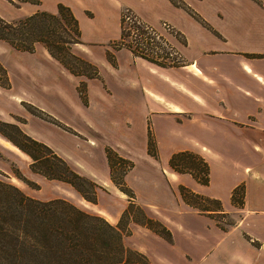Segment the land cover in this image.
I'll return each instance as SVG.
<instances>
[{
	"label": "crops",
	"instance_id": "1",
	"mask_svg": "<svg viewBox=\"0 0 264 264\" xmlns=\"http://www.w3.org/2000/svg\"><path fill=\"white\" fill-rule=\"evenodd\" d=\"M60 2L72 8L82 26L74 52L97 65L99 74L73 73L38 42L34 51L21 50L29 66H21L16 85L10 71L11 85L0 84V119L54 146L76 171L97 182V199L89 200L71 183L24 166L21 152L1 140L0 170L12 179V164L17 163L38 185L18 176L24 187L17 185L26 193L41 199L67 197L113 224L135 202L142 217L170 231L166 236L130 217L124 242L143 252L150 264H264V0H41L37 6L31 1L24 5L30 13L56 12ZM124 7L156 26L171 22L179 34L170 37L183 61L161 64L120 45ZM83 22L92 23L93 29L86 31ZM9 47L14 49L0 40V49ZM0 61L6 64L2 57ZM53 73L73 82L77 100L58 84L50 90L52 96L55 91L52 104L87 109L81 116L86 132L72 127L80 134H56L63 147L37 134L35 123L41 116L30 109L34 105L58 120L33 93L42 85L40 77ZM53 131L72 133L59 125ZM150 135L155 153L149 151ZM108 146L133 162L125 180L134 196L112 178ZM180 150H193L208 161L207 183L170 164ZM50 181L58 182L65 193L53 189L44 195L43 184L52 185ZM182 186L210 198L204 201L219 200L220 206L202 209L190 203ZM238 187L242 203L234 200ZM220 214L231 221L223 224Z\"/></svg>",
	"mask_w": 264,
	"mask_h": 264
},
{
	"label": "trees",
	"instance_id": "2",
	"mask_svg": "<svg viewBox=\"0 0 264 264\" xmlns=\"http://www.w3.org/2000/svg\"><path fill=\"white\" fill-rule=\"evenodd\" d=\"M23 1L40 3V0ZM121 35H125L123 28ZM81 36L78 17L63 2L58 4L56 12L38 9L15 20L0 14V40L8 42L14 48L29 51H34L36 44L42 42L73 73L97 76V65L73 50V45L82 40ZM0 84L11 85L7 68L1 61ZM80 90L85 98V83L81 84ZM30 109L52 118L39 107L30 105ZM0 125L12 126L18 130L21 140L6 134L1 128L0 133L31 156L30 166L33 170L48 178L71 183L89 200L97 199V182L76 171L51 146L24 132L16 123L0 119ZM155 150V140L150 135L149 151L155 153ZM106 151L112 178L122 190L134 196L125 180V174L133 166V162L111 146L106 147ZM170 164L179 171L193 173L202 182L209 181L208 161L193 150L173 153ZM120 170L122 174L118 173ZM181 191L190 203L209 209L203 201L210 198L191 192L183 186ZM233 196L235 201L242 203V187L236 188ZM216 202L219 207V200ZM134 206L142 212L141 207L132 201L118 224H113L104 216L90 212L66 197L41 199L26 193L17 184L0 178V264H117L121 261L127 264H150L143 252L126 246L124 242ZM139 220L170 236V231L154 219L145 216ZM133 256L138 260L135 261Z\"/></svg>",
	"mask_w": 264,
	"mask_h": 264
},
{
	"label": "rangeland",
	"instance_id": "3",
	"mask_svg": "<svg viewBox=\"0 0 264 264\" xmlns=\"http://www.w3.org/2000/svg\"><path fill=\"white\" fill-rule=\"evenodd\" d=\"M48 1H50V0H46V2H48ZM24 3H25V1H23V0H15V2L12 0H0V14L2 16H4L5 18L10 19V20H15V19H18L20 17H23V16L27 15L28 13H30L29 11L31 10L28 7H25L26 5H24ZM40 3H41V0H40ZM40 3L32 2L31 6H37ZM93 27L94 26L92 25V23L83 22V28L86 31L93 29ZM21 53H23V52H21V50L18 51L17 49H15V48L13 49L11 47H9L8 49H0V57H2L6 63V64L3 63V65L7 68L9 76H10L9 73L11 72V77L14 79L13 84H15V85L18 82V74L21 73V70H20L21 66L23 64L28 65L27 64V58H28L27 55H22ZM76 65H78V64H76ZM31 67H32V65H31ZM35 67L37 68V65ZM37 75H41V74H37ZM9 79H10V77H9ZM40 79L42 81V85H41V87L37 86L38 89L34 90L33 93H35L40 98V102L43 103L46 106V108L51 109L57 115L56 117L60 122L58 120L55 121L54 118H47V117L40 115L41 119L37 123H35V127L37 129L36 132H37V134H41V136L45 140L51 141V143H53L54 145H60L63 147L65 143L56 134H80L78 132H74L73 130H71L72 127L75 128L76 130L80 131V132H86L87 131L86 125L81 122V119H82L81 116L85 115V113H86L85 111L87 109L81 107V111H80L79 109H72V108H67L64 106H59V107L57 106L56 107L52 104L53 101H56L53 97L55 95V91H54V89L52 90V94H53V96H52L50 90L53 87H55V85H58V84L63 89H65L67 91L68 95H70L71 98L77 100V96H76L75 91H74L73 82H71L70 80L65 78L64 75L59 74V73L58 74L53 73L52 75H47V74L44 75L43 74L40 77ZM51 85H52V87L50 88ZM57 93H58V91H57ZM80 93H81V96H82L84 102L86 103L87 102L86 101L87 100L86 99V92H85V98L83 97L81 90H80ZM52 111H51V113H53ZM55 125H59L68 131L70 130V131H72V133H66V132H62V131H53ZM99 125L102 126L101 124H99ZM0 128L6 134H9L10 136H12L18 140L22 139V137L20 136V133L18 132V130L15 127L0 125ZM83 134H91V132L83 133ZM0 140L4 141V142H8L9 145L12 147V149L15 150L16 152H18V153L21 152V155H18L20 157L22 156L21 158L24 159V161H22L21 164H24V166L26 165L28 167H31L30 164H31L32 158L28 153L23 151L21 148L16 146L13 142H11L9 139L5 138L1 134H0ZM45 143L48 144L49 146H51L47 141H45ZM62 143H64V144H62ZM51 147L53 149H55L54 146H51ZM139 168H141V165H137L135 170H139ZM118 173L122 174V170H120V172L118 171ZM12 175L14 176V178L11 179V178H9L8 175L6 176V173L4 171L0 170V178H2L4 180L11 181L15 184H20L21 186L24 187L23 182L18 179L20 176H22L33 187L38 186L36 182L31 181V179L27 178L23 174L22 170L20 169V167L17 163L12 164ZM50 182H52V181H50ZM50 184H48L46 182L43 184V189L41 192L44 195L53 194V189L57 190L56 193H60V194L65 193V190L63 189L62 186H60L58 184V182L54 181V182H52V185H50ZM61 197H64V196H61ZM203 202L205 204H208L209 206H211L213 208L218 207V202H216V201H203ZM131 211H132V215L135 218H141L142 217V212L140 211V209L137 206H134ZM220 219H221L220 221L223 224H226V223L231 221V217L229 215L224 216L223 214H220ZM133 259L135 261L138 260L134 256H133Z\"/></svg>",
	"mask_w": 264,
	"mask_h": 264
},
{
	"label": "built area",
	"instance_id": "4",
	"mask_svg": "<svg viewBox=\"0 0 264 264\" xmlns=\"http://www.w3.org/2000/svg\"><path fill=\"white\" fill-rule=\"evenodd\" d=\"M121 19L125 35H121L120 45L128 46L135 54L161 64L183 61L182 51L170 37L179 34L171 22L163 20L160 26L153 25L130 7L123 8Z\"/></svg>",
	"mask_w": 264,
	"mask_h": 264
},
{
	"label": "bare ground",
	"instance_id": "5",
	"mask_svg": "<svg viewBox=\"0 0 264 264\" xmlns=\"http://www.w3.org/2000/svg\"><path fill=\"white\" fill-rule=\"evenodd\" d=\"M2 142L5 143V145H7L8 147L12 148V147L9 145L8 142H4V141H2Z\"/></svg>",
	"mask_w": 264,
	"mask_h": 264
}]
</instances>
